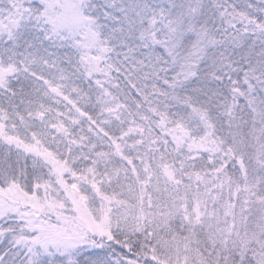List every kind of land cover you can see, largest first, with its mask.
I'll return each instance as SVG.
<instances>
[{
	"label": "snow or ice",
	"instance_id": "1",
	"mask_svg": "<svg viewBox=\"0 0 264 264\" xmlns=\"http://www.w3.org/2000/svg\"><path fill=\"white\" fill-rule=\"evenodd\" d=\"M0 264H264V0H0Z\"/></svg>",
	"mask_w": 264,
	"mask_h": 264
}]
</instances>
